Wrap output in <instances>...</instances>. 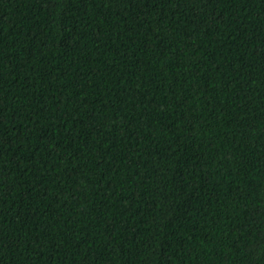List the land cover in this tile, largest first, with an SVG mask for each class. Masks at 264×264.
I'll return each mask as SVG.
<instances>
[{
	"label": "trees",
	"instance_id": "obj_1",
	"mask_svg": "<svg viewBox=\"0 0 264 264\" xmlns=\"http://www.w3.org/2000/svg\"><path fill=\"white\" fill-rule=\"evenodd\" d=\"M0 264H264V0H0Z\"/></svg>",
	"mask_w": 264,
	"mask_h": 264
}]
</instances>
